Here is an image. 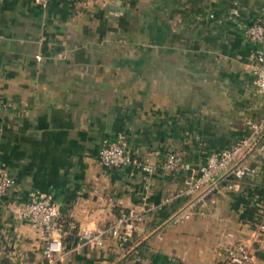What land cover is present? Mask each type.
<instances>
[{
  "label": "crops",
  "instance_id": "crops-1",
  "mask_svg": "<svg viewBox=\"0 0 264 264\" xmlns=\"http://www.w3.org/2000/svg\"><path fill=\"white\" fill-rule=\"evenodd\" d=\"M263 12L264 0H0V165L15 180L0 202V264H45L41 230L18 216L43 198L72 251L56 264H231L238 243L264 264L258 156L249 163L260 174L147 212L126 249L78 247L80 229L185 188L184 175L103 166L105 145L150 165L175 152L199 166L248 135L262 102L244 30Z\"/></svg>",
  "mask_w": 264,
  "mask_h": 264
},
{
  "label": "built area",
  "instance_id": "built-area-1",
  "mask_svg": "<svg viewBox=\"0 0 264 264\" xmlns=\"http://www.w3.org/2000/svg\"><path fill=\"white\" fill-rule=\"evenodd\" d=\"M41 4H48L52 0H36ZM240 6L234 3L231 15L237 18ZM244 37L256 49L253 72L255 87L262 102L261 117L249 124V133L234 146L218 155L209 157L202 165L196 166L181 155L170 152L160 165H150L130 155L126 144L110 143L99 152L100 163L108 168L120 169L133 166L145 174H154L159 170L175 176H185V188L173 197L164 200L161 205H147L144 210L129 209L122 211L119 217L109 227L92 230L82 228L79 232L78 247H103L107 240H112L119 248L126 249L132 241L138 224L143 222L147 212L161 210L163 206L174 200L187 197L193 200L204 198L211 192L218 190L226 179L243 180L251 175L260 174L258 168L253 167L249 160L252 156L264 159V12L245 27ZM15 180L0 165V202L11 192ZM144 202L147 198H142ZM18 216L33 227L41 230L44 246L43 257L45 264H56L69 258L72 251H65L63 244L64 227L58 222L59 209L49 198L34 200L20 206ZM260 228L264 231V222ZM233 238L232 234L228 235ZM5 256V248L0 242V262ZM227 258L231 264H251L252 253L246 243H238L227 251ZM138 264H151L141 257H137Z\"/></svg>",
  "mask_w": 264,
  "mask_h": 264
}]
</instances>
